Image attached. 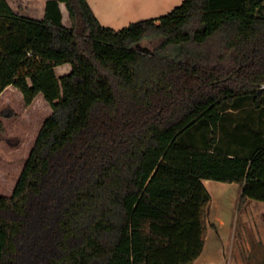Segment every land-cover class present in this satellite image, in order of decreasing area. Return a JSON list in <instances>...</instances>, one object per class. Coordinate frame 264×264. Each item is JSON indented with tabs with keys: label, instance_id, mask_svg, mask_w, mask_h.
<instances>
[{
	"label": "trees",
	"instance_id": "trees-1",
	"mask_svg": "<svg viewBox=\"0 0 264 264\" xmlns=\"http://www.w3.org/2000/svg\"><path fill=\"white\" fill-rule=\"evenodd\" d=\"M10 86L52 113L0 196V264H193L204 180L241 184L240 209L264 201V138L247 156L205 143L224 110L264 107V0H184L121 30L88 0H48L40 21L0 0V96ZM2 142L19 139L0 121Z\"/></svg>",
	"mask_w": 264,
	"mask_h": 264
},
{
	"label": "crops",
	"instance_id": "crops-1",
	"mask_svg": "<svg viewBox=\"0 0 264 264\" xmlns=\"http://www.w3.org/2000/svg\"><path fill=\"white\" fill-rule=\"evenodd\" d=\"M13 11L24 18L33 20H43L46 14V3L48 0H6ZM184 0H88L96 17L103 26L111 27L116 30H121L132 22L154 16L158 18L161 12L165 10H174L180 6ZM60 8L63 15V24L66 27H71V24H66L70 21L69 13L65 3H60ZM152 12V14H150ZM150 14V15H149ZM58 77H62L71 73L72 66L69 63L57 66L55 68ZM18 91L13 86L8 87L0 96L4 97L6 93ZM19 92V91H18ZM40 95H38L39 97ZM37 97V98H38ZM35 99V101L37 100ZM34 101V103H35ZM224 118L221 121L217 140L214 141L211 132L207 133L205 143L211 151H222L231 155L247 156L252 153L259 141L264 138V107L257 109L253 106H246L239 109L228 108L223 111ZM188 140V137L185 138ZM200 141V138H198ZM199 144V143H198ZM202 145V143H200ZM208 181L204 180L206 186ZM212 184L211 182H209ZM229 184V183H228ZM227 193H230V208H226L228 212H220L223 208L220 199L212 195V210H215V215L229 217L233 215L232 209L237 207V196L242 195L243 187L239 183ZM207 188V186H206ZM209 188V187H208ZM207 188V189H208ZM210 189V188H209ZM208 191L210 192L211 190ZM240 192V193H239ZM236 193V198L231 197ZM243 217L250 220L249 229L254 240L248 243L246 251L236 257L226 259L225 253L217 252L216 257H209L207 264H264V201L250 200L243 208H239ZM222 218L220 227H224L227 222ZM219 225V224H218ZM226 231V228L224 229ZM208 238V237H207ZM207 242V240H206ZM216 245V244H215ZM206 246V245H205ZM218 247V245H216ZM215 247V246H214Z\"/></svg>",
	"mask_w": 264,
	"mask_h": 264
},
{
	"label": "rangeland",
	"instance_id": "rangeland-1",
	"mask_svg": "<svg viewBox=\"0 0 264 264\" xmlns=\"http://www.w3.org/2000/svg\"><path fill=\"white\" fill-rule=\"evenodd\" d=\"M99 1L104 2L107 0ZM171 11L172 9L165 10L164 13L161 12L162 14H160L159 17L167 15ZM150 14H152V12ZM152 17L154 16L139 19L132 23L153 19ZM66 24L70 25L71 21H66ZM159 43V39L145 40L142 43V47L153 50ZM7 109L10 111L6 113H10L11 116H6L4 114V111ZM51 113L52 109L42 95H40L31 106H26L23 95L18 91L12 93L8 92L4 97L0 98V121L5 124L8 136L19 139V143L16 146H11L6 142L0 143V196L9 197L13 194L39 131ZM206 186L210 188L208 189L211 190L210 193L212 195H216L220 199V203L223 205L220 212H228L226 208L228 207L231 209L230 204H232L233 201L230 200V193L227 192L232 189V186H235L234 188L237 190L238 184L231 185L218 181H208ZM231 197L234 200L236 198V193ZM240 198L241 194L237 196V207L232 209L233 215L230 216V218L219 216L227 222L222 228L220 227L222 218L219 219L218 216L215 215V210H212L214 202L213 205L211 204L209 219L210 228L208 230L206 246L201 256L196 259L193 264H207L209 257L214 258L218 255V248L225 253L226 259L236 257L238 254L241 255L244 253L248 243L254 240L249 229L250 220L243 217L242 212L239 211ZM225 228L226 231H224ZM215 244L218 245V247Z\"/></svg>",
	"mask_w": 264,
	"mask_h": 264
}]
</instances>
